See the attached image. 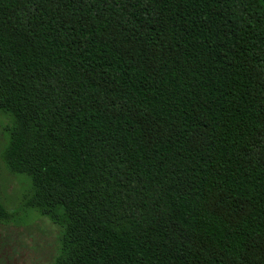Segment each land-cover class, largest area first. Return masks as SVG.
<instances>
[{
  "label": "trees",
  "instance_id": "obj_1",
  "mask_svg": "<svg viewBox=\"0 0 264 264\" xmlns=\"http://www.w3.org/2000/svg\"><path fill=\"white\" fill-rule=\"evenodd\" d=\"M0 109L53 264H264V0H0Z\"/></svg>",
  "mask_w": 264,
  "mask_h": 264
},
{
  "label": "rangeland",
  "instance_id": "obj_2",
  "mask_svg": "<svg viewBox=\"0 0 264 264\" xmlns=\"http://www.w3.org/2000/svg\"><path fill=\"white\" fill-rule=\"evenodd\" d=\"M13 118L0 109V201L7 214L0 217V264H53L60 229L36 207L25 204L32 190L29 176L11 172L2 158Z\"/></svg>",
  "mask_w": 264,
  "mask_h": 264
}]
</instances>
